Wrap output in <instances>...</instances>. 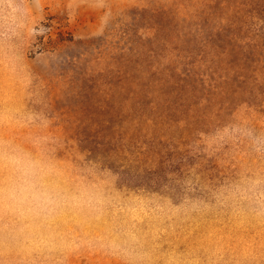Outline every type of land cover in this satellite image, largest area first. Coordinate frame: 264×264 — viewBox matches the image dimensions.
<instances>
[{
    "label": "rangeland",
    "instance_id": "1",
    "mask_svg": "<svg viewBox=\"0 0 264 264\" xmlns=\"http://www.w3.org/2000/svg\"><path fill=\"white\" fill-rule=\"evenodd\" d=\"M0 264H264V0H0Z\"/></svg>",
    "mask_w": 264,
    "mask_h": 264
}]
</instances>
